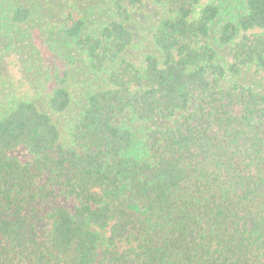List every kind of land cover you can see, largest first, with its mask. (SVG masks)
<instances>
[{
    "label": "trees",
    "instance_id": "trees-1",
    "mask_svg": "<svg viewBox=\"0 0 264 264\" xmlns=\"http://www.w3.org/2000/svg\"><path fill=\"white\" fill-rule=\"evenodd\" d=\"M263 80L264 0H0V264H264Z\"/></svg>",
    "mask_w": 264,
    "mask_h": 264
},
{
    "label": "rangeland",
    "instance_id": "rangeland-1",
    "mask_svg": "<svg viewBox=\"0 0 264 264\" xmlns=\"http://www.w3.org/2000/svg\"><path fill=\"white\" fill-rule=\"evenodd\" d=\"M157 15H158V10L154 6L148 5L147 8L143 12L138 13L136 29L149 26L157 18ZM261 84L264 88V80L262 81ZM12 154L18 156L21 159H27L30 157L29 151L24 146H21L13 150ZM103 192L106 196L116 198L117 196L122 194L123 190L122 189H105L103 190ZM140 213L143 215V212H140ZM149 228H150L149 232L153 233L154 232L153 225L149 224Z\"/></svg>",
    "mask_w": 264,
    "mask_h": 264
}]
</instances>
